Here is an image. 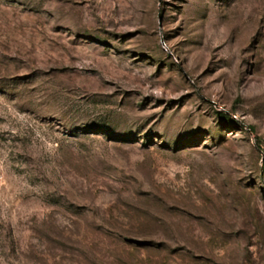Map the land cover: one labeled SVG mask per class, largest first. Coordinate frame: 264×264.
<instances>
[{"label": "rangeland", "instance_id": "obj_1", "mask_svg": "<svg viewBox=\"0 0 264 264\" xmlns=\"http://www.w3.org/2000/svg\"><path fill=\"white\" fill-rule=\"evenodd\" d=\"M0 264H264V0H0Z\"/></svg>", "mask_w": 264, "mask_h": 264}]
</instances>
